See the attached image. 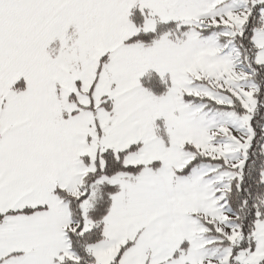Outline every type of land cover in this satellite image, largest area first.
I'll return each mask as SVG.
<instances>
[{"label":"snow or ice","instance_id":"snow-or-ice-1","mask_svg":"<svg viewBox=\"0 0 264 264\" xmlns=\"http://www.w3.org/2000/svg\"><path fill=\"white\" fill-rule=\"evenodd\" d=\"M0 264H264V0H0Z\"/></svg>","mask_w":264,"mask_h":264}]
</instances>
